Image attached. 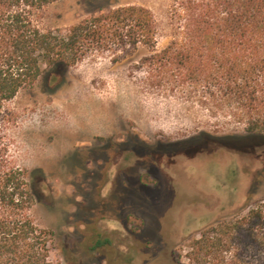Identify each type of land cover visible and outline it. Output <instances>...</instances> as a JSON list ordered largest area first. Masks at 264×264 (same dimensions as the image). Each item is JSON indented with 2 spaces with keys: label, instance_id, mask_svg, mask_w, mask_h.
Listing matches in <instances>:
<instances>
[{
  "label": "rangeland",
  "instance_id": "rangeland-1",
  "mask_svg": "<svg viewBox=\"0 0 264 264\" xmlns=\"http://www.w3.org/2000/svg\"><path fill=\"white\" fill-rule=\"evenodd\" d=\"M172 2L58 0L42 23L64 28L100 7L142 5L158 19L162 50L173 37ZM147 52L45 72L13 101L17 155L32 172L33 216L54 233L51 264H189L194 235L248 198H264V138L206 137L243 135L246 126L197 99L153 90L137 66ZM137 140L152 149L109 145ZM99 237L111 242L94 251Z\"/></svg>",
  "mask_w": 264,
  "mask_h": 264
},
{
  "label": "trees",
  "instance_id": "trees-1",
  "mask_svg": "<svg viewBox=\"0 0 264 264\" xmlns=\"http://www.w3.org/2000/svg\"><path fill=\"white\" fill-rule=\"evenodd\" d=\"M56 1L0 0V264H51L54 233L33 216L32 172L17 155L20 116L12 105L45 72L61 74L104 55L117 62L145 49L137 66L153 90L197 99L246 126L243 135L206 137L237 144L264 138V0H173V37L162 50L148 7L108 5L68 27L45 28V11ZM109 145L152 149L138 140ZM110 242L99 237L91 249ZM187 247L189 264H264V198H248Z\"/></svg>",
  "mask_w": 264,
  "mask_h": 264
}]
</instances>
